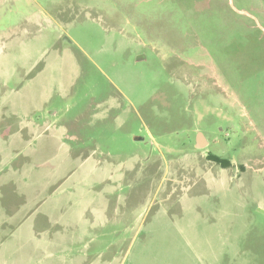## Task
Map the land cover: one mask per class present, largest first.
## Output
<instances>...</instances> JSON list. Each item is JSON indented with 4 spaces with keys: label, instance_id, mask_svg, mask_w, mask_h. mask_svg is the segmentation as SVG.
<instances>
[{
    "label": "rangeland",
    "instance_id": "1",
    "mask_svg": "<svg viewBox=\"0 0 264 264\" xmlns=\"http://www.w3.org/2000/svg\"><path fill=\"white\" fill-rule=\"evenodd\" d=\"M68 221L78 264H264V0H0V264Z\"/></svg>",
    "mask_w": 264,
    "mask_h": 264
},
{
    "label": "crops",
    "instance_id": "2",
    "mask_svg": "<svg viewBox=\"0 0 264 264\" xmlns=\"http://www.w3.org/2000/svg\"><path fill=\"white\" fill-rule=\"evenodd\" d=\"M22 223H23V221H21L19 223V225H21ZM53 223L54 224H50V225H56L57 226L58 223H61V222L60 221H54ZM65 224L66 225H63L65 228L63 230L64 235H63V233H59L60 237H59V235L56 237H50V238L45 237L46 234L51 232V229H50L51 226L50 227L45 226L43 229H41L39 231L40 237L37 240H41L42 242H40L38 247L31 245L26 254L27 255H33L34 253L37 254V256H39L41 258V264H78V263H76V258H74L73 255L70 256L71 259H69L68 258L69 255L66 254V252L68 253L69 251H71L70 249L73 250V248L75 247L73 245V243L66 245L65 249L61 250V253H60V250L57 249V246H58L57 241H59V240L60 241H69V240H74V241L76 240L77 241V240H79V242H81L80 239H83L84 237L86 238L87 233H85L83 227H81V222L79 223L80 226H75L76 224H74L70 221H68V223H65ZM16 226L17 225H15V227ZM11 230L13 231V229H11ZM11 230H10V232H11ZM41 237H42V239H41ZM19 246L21 249V247H23L22 243ZM19 246L16 247V249H18ZM27 246H28V244H27ZM68 246L70 247V249L68 248ZM18 251L23 253L22 249L21 250L18 249ZM86 253H87V249H86ZM81 256H82V254H81ZM23 257H25V256H23ZM23 257L20 260L17 259L15 264H28L27 262H29V261H26V259H23ZM46 257L47 258L50 257V260H48V261L45 260ZM62 259H63V263H62ZM88 264H91V263L88 262Z\"/></svg>",
    "mask_w": 264,
    "mask_h": 264
},
{
    "label": "trees",
    "instance_id": "3",
    "mask_svg": "<svg viewBox=\"0 0 264 264\" xmlns=\"http://www.w3.org/2000/svg\"><path fill=\"white\" fill-rule=\"evenodd\" d=\"M207 158H208V160L220 165L221 167H227L230 164L229 160H227L225 158H221V157L213 155V154H208Z\"/></svg>",
    "mask_w": 264,
    "mask_h": 264
},
{
    "label": "water",
    "instance_id": "4",
    "mask_svg": "<svg viewBox=\"0 0 264 264\" xmlns=\"http://www.w3.org/2000/svg\"><path fill=\"white\" fill-rule=\"evenodd\" d=\"M136 140H141V139L140 138H136ZM205 143H206V141L204 140L202 135L198 134L197 139H196V147L197 148H202Z\"/></svg>",
    "mask_w": 264,
    "mask_h": 264
}]
</instances>
